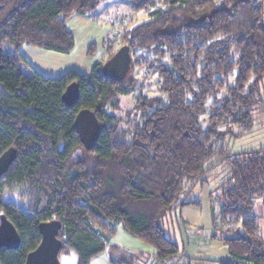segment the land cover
<instances>
[{"label":"trees","instance_id":"1","mask_svg":"<svg viewBox=\"0 0 264 264\" xmlns=\"http://www.w3.org/2000/svg\"><path fill=\"white\" fill-rule=\"evenodd\" d=\"M100 1L0 0V155L17 149L0 176V223L5 214L20 234L18 246L0 248V263L25 264L41 241L39 224L58 218L59 257L74 250L77 264H91L104 251L111 264L152 258L159 264H264L254 211L264 201V146L233 152L223 142L225 132L249 133L264 116V0H132L138 9H153L124 31L132 61L118 80L102 70L114 54L110 47L89 73L45 74L22 53L24 44L70 52L75 36L67 18L88 14ZM151 65L160 93L144 92L137 73ZM74 81L79 97L68 105L63 93ZM137 88L143 91L137 116L110 111ZM84 108L102 125L91 149L75 124ZM83 150L89 158L80 156ZM219 166L230 174L227 186L210 191L213 231L191 230L181 209L202 199L183 194ZM173 210L180 211L176 218L188 238L220 240L230 258L185 255L174 225L173 236L165 231ZM119 227L152 251L114 242Z\"/></svg>","mask_w":264,"mask_h":264},{"label":"rangeland","instance_id":"2","mask_svg":"<svg viewBox=\"0 0 264 264\" xmlns=\"http://www.w3.org/2000/svg\"><path fill=\"white\" fill-rule=\"evenodd\" d=\"M151 9H138L133 5L132 0H101L95 9H90L88 14L84 16L73 14L67 18V23L73 30L75 36V45L70 52L51 51L29 44H24L22 49L26 52L30 60L44 71L62 72L74 67H81L89 71L90 67L97 61L109 55V47L115 54L121 46L125 45L124 31L133 25L149 19ZM155 63L159 62L155 61ZM144 69L141 68L137 71L140 80L145 82L144 92L152 94L160 93L159 89H157L158 74L155 71L156 66L151 65L150 68ZM237 70L236 68L230 74L229 79L231 81L235 79ZM144 75H146L145 78ZM261 91L264 93V79L262 81ZM142 93L143 91L137 88L121 95L119 108L116 110L111 109L110 111H114L120 116L128 113L131 116H137L138 111L135 106ZM256 120L257 124L254 130L244 135L235 136L230 133L231 131L225 132L224 144L233 152L259 149L264 146V116ZM232 130H236V127H232ZM80 156L84 158L90 157L85 150L81 152ZM222 168L219 166V168H215L211 172V175L208 174L207 181L204 184L198 183L196 186H193L194 183H190L192 187L189 192L183 194V197H188L189 199L201 198L202 201H205V198L210 197V191L213 190L214 193L221 191L227 186V183H223V180L230 174L229 169ZM202 211L205 212V209H202ZM179 215V210H173L172 217H169L165 222V231L167 234L173 231V225L178 233L182 230L181 224L179 223L180 220L178 221L176 218ZM177 232L175 233L176 235ZM172 234L174 233L172 232ZM127 242L130 244V247L136 250L142 247L140 240H130ZM132 243L134 246H131ZM61 262L62 264H77V252L73 250L69 254H63ZM91 264H111V262L107 252L104 251L96 255L91 260ZM148 264H159V262L155 258H152Z\"/></svg>","mask_w":264,"mask_h":264},{"label":"water","instance_id":"3","mask_svg":"<svg viewBox=\"0 0 264 264\" xmlns=\"http://www.w3.org/2000/svg\"><path fill=\"white\" fill-rule=\"evenodd\" d=\"M132 54L130 46L125 44L113 54L102 67L103 73L112 79H122L131 68ZM79 97V84L70 83L63 93L66 104L72 105ZM81 142L87 149H91L101 133L102 125L96 112L89 108L81 109L75 121ZM17 156V149L13 146L0 155V176L8 170ZM62 221L58 218L44 220L39 224L41 241L38 246L28 252L25 264H62L59 251L62 241L58 236ZM20 243V234L14 223L5 215H1L0 248L16 247ZM1 264V263H0Z\"/></svg>","mask_w":264,"mask_h":264},{"label":"crops","instance_id":"4","mask_svg":"<svg viewBox=\"0 0 264 264\" xmlns=\"http://www.w3.org/2000/svg\"><path fill=\"white\" fill-rule=\"evenodd\" d=\"M78 15L84 16V14H78ZM22 46H21L22 53L26 56L28 61L34 67H36L38 70H40L41 72H43L45 74H49V75H55V74L61 73V72H48V71L42 70L39 66L35 65L30 60V58L27 56L26 52L22 49ZM38 48H41V47H38ZM41 49H45V48H41ZM47 50H49V49H47ZM51 51H54V50H51ZM92 67H90V70ZM76 69L80 70L83 73H89L90 72V70L89 71L84 70L81 67H77ZM62 72H64V71H62ZM209 198L210 197L205 198V201H202L200 205H186V206L182 207V209H181L182 216L181 217L183 218V220L186 221L187 224H189L191 230H198V228L204 227L206 232H208V233H211L213 231V222H212V215H211V202H210ZM203 202H205V203H204V206L202 207ZM201 208L205 209V212H203ZM254 211L258 215L259 232L264 238V201L262 199L258 200L255 203ZM182 230L180 231V233H178L176 231L177 235L175 234L176 235L175 237L178 240L180 246L182 247L185 255H189L193 258L209 257V258H213V259H217V260L218 259L227 260L230 258L229 251L227 250L226 246L220 240L214 239V240L207 242V243H200L199 242L200 240H197L198 238L196 239V237L188 238L187 234ZM130 240H140V239L133 236L132 234H130L128 231H126L122 227H119L117 235L114 236V242H116V243H118V244H120L126 248L136 250V249L129 246L130 244L127 241H130ZM193 240L197 241L198 244L196 242L192 243ZM180 241H182V242L180 243ZM140 242H141L140 245L142 247L138 250H149L150 251L151 247H149L148 245L143 243L141 240H140ZM131 246H134V244L132 243ZM151 251H152V249H151Z\"/></svg>","mask_w":264,"mask_h":264}]
</instances>
